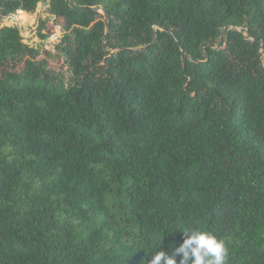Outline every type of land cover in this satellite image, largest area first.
<instances>
[{
  "label": "trees",
  "instance_id": "16d2710c",
  "mask_svg": "<svg viewBox=\"0 0 264 264\" xmlns=\"http://www.w3.org/2000/svg\"><path fill=\"white\" fill-rule=\"evenodd\" d=\"M41 4L51 47L6 21ZM188 227L264 264V0H0V264H147Z\"/></svg>",
  "mask_w": 264,
  "mask_h": 264
},
{
  "label": "clouds",
  "instance_id": "9594fccd",
  "mask_svg": "<svg viewBox=\"0 0 264 264\" xmlns=\"http://www.w3.org/2000/svg\"><path fill=\"white\" fill-rule=\"evenodd\" d=\"M183 233V242L169 253L158 250L150 253L147 264H227L228 250L222 238L210 230L200 227L177 228ZM172 232V233H174Z\"/></svg>",
  "mask_w": 264,
  "mask_h": 264
},
{
  "label": "rangeland",
  "instance_id": "374dc122",
  "mask_svg": "<svg viewBox=\"0 0 264 264\" xmlns=\"http://www.w3.org/2000/svg\"><path fill=\"white\" fill-rule=\"evenodd\" d=\"M46 10L47 7L44 4H41L34 14L20 12L17 15L8 17L6 21H8L10 25L17 27L21 31L26 42L30 45L39 48L51 47L55 42L56 36H48L46 39H43L38 33L40 19L51 20V25L54 22V18L50 16ZM46 32L48 31H43V34H46Z\"/></svg>",
  "mask_w": 264,
  "mask_h": 264
}]
</instances>
